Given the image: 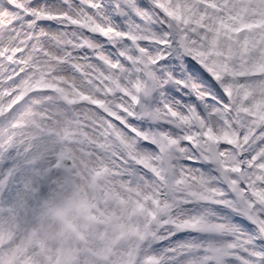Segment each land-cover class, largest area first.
Listing matches in <instances>:
<instances>
[{"label":"snow or ice","instance_id":"obj_1","mask_svg":"<svg viewBox=\"0 0 264 264\" xmlns=\"http://www.w3.org/2000/svg\"><path fill=\"white\" fill-rule=\"evenodd\" d=\"M0 264H264V0H0Z\"/></svg>","mask_w":264,"mask_h":264},{"label":"rangeland","instance_id":"obj_2","mask_svg":"<svg viewBox=\"0 0 264 264\" xmlns=\"http://www.w3.org/2000/svg\"><path fill=\"white\" fill-rule=\"evenodd\" d=\"M119 22V21H118ZM177 96H179V94L177 93ZM190 166H192V167H203V166H201V165H195V164H192V165H190ZM205 170H207V169H205ZM213 211H216L218 214H220V215H228V212L226 211V209H220V208H214L213 209ZM235 217V216H234ZM233 218V217H232ZM231 218V219H232ZM240 217H235V218H233L232 219V223H238L239 221H240ZM244 223H247V221H245ZM190 235L191 236H195L196 234L195 233H192V234H187V233H181L180 234V236L182 237V238H190ZM167 242H165V244H166Z\"/></svg>","mask_w":264,"mask_h":264}]
</instances>
